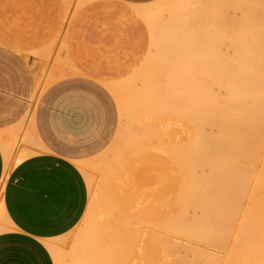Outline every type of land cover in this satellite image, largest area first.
<instances>
[{
  "label": "bare ground",
  "instance_id": "6f19581e",
  "mask_svg": "<svg viewBox=\"0 0 264 264\" xmlns=\"http://www.w3.org/2000/svg\"><path fill=\"white\" fill-rule=\"evenodd\" d=\"M66 1L67 0H63L64 3ZM71 1H73V0H71ZM90 1H99V0H89L87 2L84 0L83 3L84 2L88 3ZM104 1H107V4L113 3V0H104ZM168 1H170V0L158 1V3H164L166 5V7L164 8V10L162 12H161L162 9L160 10V14H162V15L165 14V15H163L165 17H166L167 13L170 14V12H168V6L170 3L176 2V4H174L175 6L173 5V7H176V8H178V7L181 8V5L184 4V7H185L184 9L186 10V11L184 10L185 13L183 11H181V10H183L182 8L181 9L178 8L184 14L181 13L177 9V11H179L181 13V15H184V21L182 20L183 16H181L179 18L180 15H177L178 12H176V10H172L173 7H170L172 5L171 4L169 6V9L172 8V9H170L172 16H174L175 19L178 18V20L179 19L180 20L179 21L176 20V22H174L175 19L172 17L173 22L177 23V24H173L172 18L171 19L169 18V16L171 15L170 14L168 16V18H165L167 20L170 19L169 20L170 22L168 21L169 23L166 21V24L168 23L169 25L163 26L164 23L161 21L162 22V24H161V22H160V24L163 26L162 28L160 27L161 31L158 28L159 27V21H158L159 19L157 20L158 22H156V18H158L157 16L160 15V14L156 15L157 12H155L158 8H154L155 10L153 11L152 8L154 6L152 7L151 5L150 6L149 5H147V6H137V5L131 6L129 4L130 6L127 10L132 11V13L133 12L137 13L141 17L151 18L150 16H152V13H154V15H156V16H154L155 18H152V20L150 21L151 25L150 24L147 25V29H148V26L150 28L148 30L149 31L148 33L150 35L149 36L150 37L149 38L150 47L148 48V52L146 54V57L144 58L145 61L143 60V63H141L137 68H135L134 71L130 74V76H128L127 78H125L123 80L120 79V81L105 82L104 83L108 87V89L112 92L113 96L115 97V99L119 105L120 123H119L116 135H115L112 143L107 147V149L104 152H102L101 154H99L98 156H96L94 158H91V159H88L85 161L74 162L86 180V183H87V186L89 189V193H90V195H88V196H90V199H89V203H88L86 213H85L83 218L81 217L82 220H80V223H78V225L73 229V234L70 236V239L67 238L69 236H67L66 238L61 236V237L54 238V239H43V240H41L44 247L49 251V253L53 259L54 264H64L63 263L64 260H62V258H63V256L65 257V255L69 261L67 264H170L172 258H174L176 260V261L174 260V262L172 261L173 264H178L177 263L178 260H179V263L181 262L182 264H194L191 262H196L198 264L199 261H200L199 263H201V264L202 263L203 264H264V255H262L264 253V250H263L264 244L262 242L264 239V237H263L264 236V232H263L264 231V224L263 223H262V231L260 234L262 236L260 237L259 234H257L255 236L256 232L258 231V224L261 223V222H259L258 224H256L260 219V218H258L260 216V215L258 216V214H260V211H262L263 209L261 210V208L258 209V207H256L257 210L253 209L254 211H252V208H251V205L253 204V202H256V204L259 203L258 206L261 203L260 206H263V208H264V191L262 193L260 192V194H255L258 190H260L259 188H261V187L263 188L264 180L261 178L263 180V182H262L263 185L260 184L261 186H259V182H261L262 180L260 179L261 181H259V179H258L259 176H257L258 177L257 181H259V182L256 184H258V185L253 183L256 186L253 185L254 189H252V187H250V186L252 185L253 179L255 178L254 175L251 176V174H250V172L252 170H250L247 167L248 165L245 166L246 163L244 165H242L241 163H240L241 165L239 163H237V162H239V161H237V160H239V158L238 159L236 158L239 155L244 156V152H243V151H245L244 145H246V143L250 142L248 139L251 138L250 137V136H252L251 134H254L252 136V137H254L255 134L258 133V132H256V129H254V128L256 126H258L259 123L255 127L252 126L253 125L252 123L260 122L261 119H264V118H262L263 117L262 116L263 114H262L261 119H259L260 121L256 120L260 116V114L258 116V114H257L258 111L256 109L258 107L261 108L260 106H258L259 104H261V103L264 104V96H262L260 94L258 95V92H257V90L264 91L263 90L264 89V67L262 66L264 64V62L261 60V62H263V64L260 65L259 59H258V57H261V56H258L259 55L258 51L261 50L263 53V56H264V0H182V1H178V2H177V0L176 1L171 0L169 2V4H168ZM232 1L235 3V6L234 5L233 6L237 7V8H235V9L233 8V6L231 5L233 3ZM224 2L225 3L228 2V4H230V6L233 8L232 10H234V11H232L231 14L226 12L227 15L222 16V13L220 11V9H222V7L220 8L219 6L222 4L223 7H224V5L227 7V5H226L227 3L225 4ZM83 3L81 4L80 7H82L84 5ZM126 3H127V1H126ZM67 4L73 5L72 3H67ZM67 4H65V5L68 6ZM76 5L77 6H74V5L73 6L78 8V6L80 5V4H78V1H77ZM162 5L163 4H159L158 6H162ZM176 5H180V6L177 7ZM230 6L228 8H230ZM159 8H161V7H159ZM122 9H124V8H122ZM165 9L167 12L165 11ZM64 11L67 13L66 10H64ZM74 11L75 10L73 8L71 11V16L67 20V23L65 26H68L71 23V20L73 19L74 15L76 13ZM223 11L225 12V10H223ZM226 11H231V10L226 9ZM224 12H223V14H224ZM174 13H175V15H174ZM64 15L66 16L67 14H64ZM64 15H63L62 20H64V18H65ZM124 16H127V15L124 14ZM5 18H6V16H5ZM126 19L127 18H122V20H126ZM181 20H182V24H181ZM40 22H41V20H40ZM101 23L103 24V22H101ZM153 23L156 25V27ZM47 24H49V23H47ZM145 24H146V22H145ZM178 24H180V26ZM157 25H158V27H157ZM60 26L62 27V25H60ZM24 27H26V26H24ZM29 27L32 28L31 26H29ZM60 30H62V29L59 28L58 32H60ZM66 30L67 29H65V31ZM65 31H63V33H65ZM107 31H109V30H107ZM259 31L261 32V39L259 38ZM155 32H156V35L153 34ZM178 32L179 33L181 32L180 34L182 35V37H181V35L179 36V42L183 38L182 39L183 41L181 40L182 41L181 43L176 41V40H178V34H179ZM123 33H126V32L124 31ZM230 33H231V35H230ZM255 33L258 34V38L256 37L257 35ZM63 35H65V34H63ZM55 36L57 38L56 40L58 41L59 36L56 34H55ZM65 37H66V35H65ZM151 37H152V39L154 38V40L150 41ZM254 37H256L257 40H259V41H257L256 38H254ZM41 38L43 39V37H41ZM63 38H64V36H63ZM251 38H253L252 42H251ZM62 39H60V40L64 41L66 43V41H65L66 39H63V40ZM227 39L229 40L228 44L226 43V45H228V46H226L227 48L224 51V50H222L221 42L222 41L227 42ZM56 40H54V42H56ZM51 41L53 42V39H51L49 42H51ZM54 42L52 44L48 43L49 46L52 45L54 47V45H53ZM64 42H61V43L63 44ZM76 42H78V41H76ZM253 42H255L254 46L257 43V47H259V45L261 44L260 45L261 48L258 49L255 46L256 48L253 47L254 49L251 51V49H252L251 44ZM61 43L59 41L60 47H57V48L62 47ZM48 44H45V46L44 45L43 46L46 48V47H48ZM223 45H225V44L223 43L222 46ZM76 46H78V45H76ZM151 46L153 47L152 49H151ZM174 46H178V48H179L177 50V53L176 52L174 53V49H177V47H174ZM244 46H245V48H243ZM41 47H39V49H42ZM50 48L48 49L49 53L52 50ZM62 48L60 49L61 54L64 53V49L66 48L65 50H67L68 47H66V45H65V48L63 49V51H62ZM242 48L245 49V54H246L247 48H248V50L251 48L249 50V52H252L251 56H250V54H247L245 56L244 52H242V50H243ZM36 50H37V48H36ZM48 50L46 49L43 51H46V53H47ZM181 50H182V53H181ZM60 51L58 52L56 50L57 53H60ZM239 51H241V52H239ZM34 52H35V50H34ZM38 52L40 53L41 51L38 50ZM67 52L68 51H66V53H64L63 55L68 54ZM122 52H123V50H122ZM235 52H236V55L243 53V58H244L243 60L244 61L246 59H248V57H251V58H249L251 60L248 59L245 61L247 64H248V62L250 63L249 64L250 67L248 68V70H250V73L247 70H246L247 72H245V70L244 71L240 70V69H242L241 65H244V63H245L243 61L244 62V63L242 62L243 64L239 63L241 65H239V66L236 65V66H238V68L241 67L240 69H235L236 67L234 66L233 69H235L237 71L240 70V71H238L239 76H235L236 74L234 75L235 71H232V69H231V67H233V66H231L229 64L230 62L227 60V58H229V57L232 58L233 56L238 57V56H235ZM42 53H41V56L43 54H44L43 56L48 55L49 59L52 56V53H50L51 55H49V53H47V54H45V53L42 54ZM70 53H72V52H70ZM110 53H111V51H110ZM113 53H115V52H113ZM230 53H234L233 56ZM173 54H175V58H176L177 54L179 55V56L177 55L179 60H177V58H176L177 64L175 63L176 62L174 60L175 58L174 57L171 58ZM111 55H109V56H111ZM225 55L229 56L227 58L224 57V59L227 61V63L229 62L228 63L229 66L226 64V62L222 63L224 60L223 56H225ZM260 55H262V54L260 53ZM56 56L54 55V58H53V56H52V58L53 59H55V58L59 59V56L58 55H56ZM66 56L67 55L60 56V57H66ZM70 57H68V58H70ZM180 57H181V59H180ZM48 58H47V56H45L44 59H48ZM262 58L264 59V57H262ZM62 59H60V60L63 61ZM114 59H117V58H114ZM233 59L238 60V58H233ZM239 59H241V58L239 57ZM68 60L65 61V59H64V62L67 63ZM172 61H175V62H173V65L174 64L176 65V66L174 65L176 69H172L173 68ZM51 62L54 63L55 61L51 60ZM232 62L233 61H231V63ZM236 62L238 64L239 60ZM33 64H35V63H33ZM47 64H48V62L46 63V65ZM122 64H124V63H122ZM41 65H42V67H41L42 69L40 68V70H37V72H36V76H37L36 96H35V100H34V104H33L32 109L30 110V112L28 111L29 112L28 116H25L26 118L21 122L20 125L13 127L10 130H7L6 132H0V147H1V150L4 154V157L6 159L5 172H4L2 181L0 183V216L4 217V219L7 221H10V220L4 211L2 200H3V196H4L3 192H4L5 183L7 181V178L9 176L11 170L16 165H18L19 163L24 161L25 159H28V158H30L34 155L40 154V153H45V151H46V147L42 143V141L40 140V138L37 134L38 132L35 129V120H34L35 116H34V114H35V109H36L38 100L40 99V96L43 93V91L47 88V86L50 83H52L54 80H56L58 78L65 76V74L64 73L62 74L61 72H59V70L57 68H54V69L51 68L49 73L47 74L46 73L47 71L45 72L46 68H44V70H43L44 63H41ZM59 65L63 66V63L61 62V64H60V62H59ZM66 65L68 67V64H66ZM66 65H64V66L66 67ZM56 66H57V63H56ZM45 67H48V65ZM226 67L229 68L232 73ZM259 67H261V70ZM127 68H129V67L127 66ZM60 69H62V67ZM47 70H49V68ZM79 71H81V70H79ZM240 72H241V74H240ZM244 72H245V74H244ZM242 75H243V78L246 77L245 81L242 77H240ZM103 76H104V74H103ZM225 82L228 84V88L231 86V91H233V89H234V88L232 89L233 86L239 85L238 86L239 88L237 86L235 87V88H238V90L240 89L239 90L240 93L239 92L237 93L239 95L241 94V91H243V93H245L244 91L246 89V95H248V97H246V98L250 99V101H251L250 105H249V103H247L249 105V106L247 105V107L249 109L248 110L247 107L245 106V103L247 101L245 98L246 95L245 96L241 95V97L242 98L244 97L245 99H242V101L238 102V103L241 104L242 106L244 104L245 107H243V109H245V110H242L241 106L239 107V111L241 109L242 110L241 113H243L242 118L238 114V113H240L239 111H233L232 110L233 113L237 112L238 119L236 118V121H235V119L232 120V118L237 117V115L234 116V114L232 112H230L231 114H229V111L227 113L230 116L227 113L225 115V111H226V109L227 110L230 109V111H231V109L232 108L234 109L235 107L237 110V106H238L237 101H239L238 100L239 95L238 96L235 95L237 100L234 99V101H231L232 100L231 92L229 95H225L226 97L230 96L229 98L231 100L229 102H233L234 104H232V105L236 104L237 106L232 107L231 104L229 105V103L227 102L228 101V98H227V100L225 101L226 102L225 104L228 105V106L226 105L227 107L231 106L232 108L228 109L226 107L224 113L221 111V114H219L220 109H217V110H219L218 111L219 113L216 110H214L215 106H217V105H219V108H220V104L224 103V100L226 99V97L224 96V94L227 92V88H226L227 85L225 84ZM243 82L246 83L249 87H246V88L243 87V89H242L241 84H243ZM225 85H226V87H225ZM244 86H245V84H244ZM248 88H250L251 92H253L254 94L252 93V95H251L250 93H248V91L250 92V90ZM261 88H263V89H261ZM224 91H225V93H224ZM234 92H235V90H234ZM228 93H229V91H228ZM228 93H226V94H228ZM260 93L263 94L264 92H260ZM233 95H234V93H233ZM214 99L215 100L220 99L221 100V101H219L220 104L217 103V105H216V101H214ZM222 99H224L223 102H222ZM235 100H236V102H235ZM243 101H244V103H243ZM213 102H215V104ZM211 103H213L214 105ZM256 103H257V105H254ZM210 105L214 106V108L210 107ZM252 105H253V107H252ZM262 106H264V105H262ZM209 107H210V109H209ZM211 108H213V109H211ZM252 108H253V110H255V112H252ZM259 108H258V110H260ZM261 109L264 110L263 107ZM205 111H206V113L207 112H213L212 114H214L216 111V113H218V115L224 114V116H227V115L229 117L233 116L231 119L225 117L227 120L229 119L228 122L232 120V122L235 123V122H239L241 119H243L244 122L240 121V122H242L243 125H244V123L246 125V126L244 125L245 128L242 125V129L245 130V131L242 130V132H244V134H245L243 137L250 135V136H248L250 138L245 137L242 139V138L238 137L241 141L239 140L237 142L236 141L237 139H235L234 136L233 137H231L232 135L226 136V134H225L226 137H231V138H227L228 141L225 143H228L229 141L231 143H233V141H234L235 145L236 144L238 145V143H239V145H238L239 148L236 145L237 146V152L238 151L240 152L239 154H237L236 149H234L235 151L232 152L235 145L230 143L231 146H229L230 144L228 143L229 144L228 147L229 148L231 147V149H232V150L231 149H229V150L232 153H235L236 155L230 154V151L227 152L228 148H227L226 144L224 145V143H222L224 146H226L225 147L226 151H224V152L222 151L224 154L222 152H220L221 151V147L219 146L220 144L215 146V147H217V146L220 147V149H218L220 151L215 150L218 153L220 152L218 154V160L220 162H222V161H221V159H219V155L221 158H224L221 156V154L223 156H226V157H229L231 155V158H230L231 161L230 162H232V160H234L233 162L235 164H237V165L234 164L236 166V168L233 165V167H234L233 170H230L231 169L230 167L232 164H230V162H229L230 165L227 166L226 164H228V160H230V159L225 157L227 163L225 162V164H224L226 166L224 168V170H226V171L223 172L224 176H223V173L220 171L219 172L222 175H218V177L219 176L224 177V179L223 178L222 179L226 183L225 184L222 182V184L224 186L222 189H219V190L225 189L224 191L226 192L225 193L222 191L223 193L220 194L222 197L221 199L225 198L226 200H228V199L234 198V200H236L237 199L236 197H238L240 195L239 196V202H238L239 204L237 203L238 205H235L236 202L233 203V201H232L233 204H231V202H230V204H228V206H230V207H231V205H233V207H231L233 209L232 211H231V208H230V210H228L229 207L228 208L225 207L227 211H229V212L234 211L235 212V213L230 212L229 213L230 215L227 214L228 215L227 217L226 216L224 217V214L228 213V212H226V210H223V205L225 206L227 204L226 203L227 201L222 200V201H225L226 204H222L223 203L222 201H220V202H222L221 204L219 202H216L218 200H217V198H215V196H216L217 192L220 193V191L218 190L216 192V190H215L214 194L210 193L211 196H209V192H213L214 190L211 191V188L209 190V188H208L209 185L207 186L206 182H204L203 185L197 184V183L194 184L195 182H197L196 180L198 178H199L198 182H200L201 179L204 178V177L203 178H201V177H202V175L204 176V173H205L204 168H206L205 166L207 164L202 165V163L208 162V165H209V160L212 161L211 157H213L214 153H215V151L211 152V150H214V147H211L212 143L209 142L210 139H206V136H210L211 139H214V136H217V138H218V135L223 134L222 132L225 133V129H226V133H228L227 131L229 129L227 130V126L230 125V124L229 125L226 124L227 120H225V118L221 117L223 120L222 119L220 120V118L216 119L218 123L216 122V120H213L214 122L210 121V124H209L210 127H209V125L206 123L209 122V120H211L212 117H210V113H208L209 115H207L205 113ZM205 114L210 117V119H209V117L205 118V119H207V120H205L207 122H203V120H204L203 117ZM245 115L247 116L246 119L249 118L248 120H246V122L244 120ZM219 120L221 121V125L219 124L220 123ZM224 120L226 121V123ZM24 121H26L27 124ZM202 122L205 123L207 125V127H209L208 130H205L207 127L205 128L206 125H204V127H203ZM233 123H232V125H233ZM223 124H225L226 128L224 126H222ZM247 125H250L251 127H249ZM220 126H222L223 128ZM235 126H236V123L234 124V127ZM220 128H221V131L223 130L222 132H220ZM258 128L259 127H257V130H258ZM233 130H234V128H233ZM258 131H259L258 137L257 138L255 137V138H256V140H259L260 142H259V145H257L258 141H256L255 143H256V146L261 147L259 154H257V155H260L261 151H262L261 153H264L263 152L264 151V124L261 125V128H259ZM234 132L235 133L237 132L236 129ZM237 135H239V134H237ZM211 136H213V137H211ZM223 137H224V134L221 137V139H219V140L224 141L226 139V137L224 140H223ZM232 138H234L233 141H231ZM205 139L208 141H205V143H204L203 140H205ZM252 139H254V138H252ZM252 139H251V141H252ZM245 140H247L248 142H242ZM213 142L215 144V141H213ZM255 143L251 149H253L255 147ZM203 144L204 145L207 144V146L210 145V149L206 148V150H210L209 151L210 153L208 151L203 150V149H205V147H207V146L202 147ZM214 144H212V145L214 146ZM240 144H243V145H240ZM251 144H253V143H251ZM225 148L222 147L223 150ZM242 149H243V151H242ZM247 149H249V148H247ZM257 150H259V149L256 148V152H258ZM47 152H49V151H47ZM246 152H248V155H249V150H246ZM246 152H245L244 157L248 156V155L246 156V154H247ZM203 153H205V154H203ZM250 154H252V151H250ZM232 155H234L235 157L233 158ZM254 155L256 158V153L252 154V156H254ZM208 156H210V157H208ZM215 157L217 158V155L214 156L213 158H215ZM250 157L251 156H248L247 158H250ZM259 157H257L258 163H259V161H261V160H259ZM262 158L264 159V157H262ZM203 159L206 161H204ZM215 159H214L215 163H210L211 165L213 164V167H211L212 168L211 171L214 169V164H216V167H217V160H215ZM243 159H245V158H243ZM251 159H252V157L250 158V161H251ZM256 159H255V161H256ZM223 161H225V159ZM255 161L253 160V162H255ZM241 162H243V161H241ZM244 162H245V160H244ZM249 163H251V162H249ZM261 163H264V162L262 161ZM221 166H223V165H221ZM242 166L244 168L247 167L246 170L244 169L245 170L244 172L247 171L245 173L246 175L244 177L242 176L244 174L241 173L243 171L239 172L241 170ZM100 167L101 168L104 167L103 168L104 171L103 172L101 171L102 173L100 172L102 175L100 177V180L98 179L99 180L98 181L96 170ZM228 167L230 169H228ZM243 167H242V170H243ZM263 167L264 166H262V169H263ZM220 168L217 170L215 168V170L216 171L223 170ZM227 169L229 172L230 171L233 172L232 175H234L237 171V174H235L236 176L231 175L232 176L231 178L233 179V177H235V178L242 180V181H238L236 179L237 181L234 183L235 178L233 180L230 179L229 182L225 181V178H226V180H228L230 178V174H231V172L228 174L229 178H228V175H225L228 172ZM208 170H207V172H209ZM216 171L214 173L210 172L209 175L211 176V174L213 175L215 173H218ZM207 172H206V176L208 175ZM257 172H259V171L257 170ZM100 173H98V175ZM240 173H241V175H239ZM261 173H260V175L262 176ZM249 174H250V176H249ZM237 175H239V177H237ZM210 176L208 178H210ZM240 177L245 179V180L241 179ZM214 179H212V180L214 181ZM216 180H218V178ZM219 180H220V184H221V181H222L221 178H219ZM254 180H256V179H254ZM202 181H204V180H202ZM205 183H206V185H205ZM208 183H210V182H208ZM215 183H218V181L217 182L215 181ZM237 183L242 184V185H244V183H245V187L247 188V190H248V188H251L252 190L248 194L249 190L245 192V187L244 188H243V186L240 187L239 184L236 185ZM195 185H196V187H198V189H196ZM221 185H220V187H221ZM217 186H219V183L217 184ZM262 188H261V191H262ZM191 189H195V190H197V192L198 191L199 192L195 194L194 192H196V191L195 190L192 191ZM216 189H218V188H216ZM189 191H192V192L190 193ZM238 191H240V192L238 193ZM243 191L245 192V195H243V193L241 194V192H243ZM189 195H190V197H189L190 200L188 198ZM195 195H197V196H195ZM207 196L209 197V200H207L208 199ZM242 196H243V198H242ZM247 196L250 197V198L248 197V199L253 198L252 204L251 205L248 204L247 209H249V206H250L251 213L255 214V215H252L250 213V211H248L247 209H246L247 211L244 210L245 207L243 206L244 205L243 203H244V200L247 199ZM252 196H254V197H252ZM194 198H196V199H194ZM201 198L204 199V201L201 200ZM87 201H88V198H87ZM209 201L213 202V204L209 203ZM248 201H251V200H248ZM248 201H246V202H248ZM246 202H245V206L247 205ZM215 203H216V205L217 204L221 205V207L218 208V205H217V207L216 206L214 207ZM206 204L209 206L213 205V209H211L209 206H206ZM204 206H205V209H206V207H209L208 208L209 211L207 209L206 210L203 209ZM234 206L236 208L238 206V208H237L238 210L236 208L234 209ZM254 206H257V205H254ZM239 207H241V208L244 207L243 210H244V212H246V214L242 210H239ZM214 209H217L218 211L222 210L220 213H223L225 211L223 213V216H221V220L219 218L220 213H216V214H218L219 217L216 216L215 217L216 220H214L215 218L213 216V211H214V213L217 211ZM204 211L206 212V215H205L206 221L203 217L200 218V216H198L200 214L202 215V213ZM242 212H243V214H245L244 216H246V218L243 216L244 217L243 219H246L245 221H246V223L248 222L247 223L248 225L245 224V221L243 220L244 225L242 224L243 226H241ZM253 212H255V213H253ZM263 212H264V210H263ZM204 214L205 213H203V216H204ZM216 214H214V215H216ZM231 214H235V216H232ZM250 215H251V217H250ZM252 216H254V217H252ZM228 217L230 219H228ZM247 217H249L248 220L250 218H253L252 220L255 223H253L252 220H249V221L251 222V224H253L252 226L250 225L251 228H254V229H251L250 227L247 228L249 226V223H250L247 220ZM222 218H223V220H222ZM174 219H175V223H176V221H181V220H183L186 223L184 224V222H182L184 225L181 226L182 224L178 225V224H180V222L179 223L177 222L178 224L177 223L175 224ZM199 219H201V220L199 221ZM202 219H204V221H202ZM231 219H232V221H231ZM229 220H230V223H229ZM254 220H256V221H254ZM0 221L2 222V220H0ZM217 221H219V223ZM220 221H223V223L225 222L224 225L227 226V227L226 226L223 227V229L225 230V231H223V232H225L224 235L223 234L220 235V237L224 236L225 238L227 236H229L226 238V240L224 239L225 242L222 238L218 239L216 237H214V238L211 237L214 235L215 236L217 235L219 237L218 229L216 232L215 228H216L217 224L221 225ZM262 221H264V220H262ZM171 222L174 224H172ZM4 223H5V221H4ZM6 223H5V225L9 224V223H7V224ZM11 224L12 223L10 221L9 225H11ZM229 224L233 225V226H230ZM235 224H237V225L240 224L239 225V226H241L240 229L236 226V228L238 230L237 234H239L241 232V234H239L238 236L241 235L244 237L243 238L240 236L245 241L244 242L245 244L243 242H242V244L237 243L238 245L231 247L230 241H228L227 239L231 240V238L233 237V234H232L233 232L229 233V234H228V232L231 231V228L234 227ZM254 224L257 225V228L254 227ZM210 225H211V227H210ZM246 225H247V227L245 229L242 228V227H245ZM213 226H215V228ZM12 227L13 226H11L10 228H12ZM209 227L212 228V230L213 229L215 230V231L213 230L214 233L212 232V230H210ZM225 227L228 229L230 228L229 229L230 231H228V229H226ZM4 228L5 227H3V230L6 229V228L5 229ZM217 228H219V227H217ZM220 229H221V227H220ZM249 229H251L255 232L254 235H253V231L251 232V231H249ZM3 230H1V231H3ZM6 230L8 231V228ZM171 230L172 231L175 230L177 232L174 231V233H173ZM226 230H227V234H226ZM243 230L246 232L247 235L244 234L245 232ZM9 231H11V229ZM219 232H222V231L219 230ZM215 233H217V234H215ZM242 233L244 235H242ZM250 233H251V235H250ZM250 236L251 237L253 236V237L250 238ZM258 236H259V239H261L262 241H261V243L258 242V244L256 246L255 243L257 242V240H253V239H257ZM235 238H237V236H235ZM241 238L239 240H242ZM212 239H214L213 240L214 242L216 240L217 244H216V242L214 243L213 241H211ZM217 239H218V241H217ZM247 240H248V242H247ZM207 241H210V242H207ZM219 241H220V243H219ZM226 241H228V242L226 243ZM252 241L254 242L253 244L251 243ZM211 242L213 244H211ZM239 242H241V241H239ZM225 243H226V245H225ZM250 243H251V245H250ZM248 244L250 246L249 247L250 249L248 248ZM259 244H261L263 247H261V245H259ZM213 245H215V247H213ZM218 245L222 248H220V247L217 248L216 246H218ZM224 245H225V247H223ZM246 245H247V248L245 249ZM258 245L260 247L259 249H258ZM66 248H67V250H66ZM251 248H254L255 251L252 250ZM255 248L258 250H256ZM261 250H262V253L260 254ZM173 251L175 252L174 255L177 253L174 257H172ZM190 251H191V253H190ZM187 252H189V254H187ZM200 252H202V253H200Z\"/></svg>",
  "mask_w": 264,
  "mask_h": 264
},
{
  "label": "crops",
  "instance_id": "0c3cea01",
  "mask_svg": "<svg viewBox=\"0 0 264 264\" xmlns=\"http://www.w3.org/2000/svg\"><path fill=\"white\" fill-rule=\"evenodd\" d=\"M67 1L74 6L78 1L80 5L77 8L63 0H0V132L20 125L28 116L36 96V72L41 63H49L47 74L51 68L65 74L47 86L35 109V129L46 147L45 153L16 165L5 183L2 203L14 229L0 234V264H54L41 240L64 236L84 217L90 193L74 162L104 152L120 123L119 105L104 83L127 78L143 62L150 47L149 17L127 9L130 5H151L154 11L160 0H113L111 4L104 0ZM73 8L76 13L65 26ZM60 36H64L66 43ZM51 39L56 40L54 47ZM59 41L64 42L62 51L65 45L68 47L64 49V53L68 51L66 57H60L65 55L57 48ZM45 44L53 50L50 52L53 58L58 55L59 59L52 56L49 59L48 55L44 59L43 53H49ZM46 49L47 53L43 51ZM64 59L70 61L66 63ZM5 164L0 147V183ZM37 244L39 252L34 250Z\"/></svg>",
  "mask_w": 264,
  "mask_h": 264
},
{
  "label": "rangeland",
  "instance_id": "374dc122",
  "mask_svg": "<svg viewBox=\"0 0 264 264\" xmlns=\"http://www.w3.org/2000/svg\"><path fill=\"white\" fill-rule=\"evenodd\" d=\"M170 1H171V0H170ZM170 1H168V4H169ZM175 1H176V0H175ZM178 1H182V0H177V2H178ZM173 2H174V1H173ZM222 2H223V1H222ZM232 2H233V1H232ZM224 3H225V2H224ZM226 3H227V4H226ZM226 3H225V4L227 5V7L223 4L225 8L222 6V4L219 6L220 8L222 7V9L219 8L220 11H221V13H222V16L227 15L226 12H228L229 14H231L232 11H234V10H232V9H233V8H234V9L237 8V7H234V6H235V3H234V2L231 4L232 6L234 5L233 8L230 6V4H228V2H226ZM229 3H230V2H229ZM159 4H163V5H162V6H158ZM166 4H167V3H166ZM171 4H172V5H171ZM174 4H176V2H175V3H170L169 6L171 5L170 7H173ZM158 5H157L158 7H156V8H158V9L155 11V12H157L156 15L160 14V10L162 9V10H161V12H162V11L164 10V8L166 7V5H165L164 3H158ZM169 6H168V12H170V14H171V10H170V9H172V8L169 9ZM174 6H175V5H174ZM176 6L178 7V6H180V5H176ZM182 6H183V7H182ZM229 6H230L231 9L228 8ZM159 7H161V8H159ZM178 8H180V7H178ZM178 8L173 7L172 10H176V12H178L177 15H180L179 18H180L181 16H183V17H182V18H183L182 20L184 21V15H181V13H183L184 10H185V9H184V8H185V7H184V4L181 5V8L183 9V10H181V11H183V12H181ZM181 8H180V9H181ZM177 9H178L181 13H180L179 11H177ZM226 9H227V10H231V11H226ZM223 10H225V12H224ZM165 11H166V9H165ZM185 11H186V10H185ZM158 12H159V13H158ZM166 12H167V11H166ZM223 12H224V14H223ZM163 13H164V12H163ZM179 13H180V14H179ZM184 13H185V12H184ZM184 13H183V14H184ZM221 13H220V14H221ZM167 14H168V15H167ZM167 14H166V17L163 16V15H165V14H163V15L160 14V15L157 16L158 18H156V22L159 21V27H158V25H157V27L159 28L160 31H161V28H162L164 25H165V26H166V25H169V24H168V23L170 22L169 20H170L172 17L174 18V16H172V14H171V15H170L169 13H167ZM156 15H154V13H152V16H153V17L150 16V17H151V18H149V24H150V25H151L150 21L152 20V18H155L154 16H156ZM169 15H170L171 17H170ZM174 15H175V13H174ZM177 15H176V16H177ZM160 16H161V17H160ZM168 16H169L170 19H168V20L165 19V18H168ZM176 16H175V17H176ZM177 17H178V16H177ZM173 18H172V22H173ZM158 19H159V20H158ZM174 19H175V18H174ZM157 20H158V21H157ZM176 20H178V18L175 19L174 22H176ZM179 20H180V19H179ZM179 20H178V21H179ZM182 20H181V24H182ZM161 21L164 23L163 26L161 25V24H162ZM166 21H167V22L169 21V22L166 24ZM153 22H154V21H153ZM160 22H161V24H160ZM174 22H173V24H177V23H174ZM179 23H180V22H179ZM153 24H154V23H153ZM156 24H157V23H156ZM154 25H155V24H154ZM178 25L180 26V24H178ZM179 26H178V27H179ZM150 27H151V26H150ZM155 27H156V25H155ZM160 27H161V28H160ZM155 29H156V28H155ZM157 30H158V29H157ZM153 31H154V30H153ZM155 31H156V30H155ZM151 32H152V31H151ZM158 32H159V31H158ZM178 33H179V32H178ZM180 33H181V32H180ZM180 33L178 34V40H176V41H178V42H179V36L181 35ZM153 34L156 35V32L153 33ZM157 34H158V33H157ZM255 34L257 35L256 37L258 38V34H257V33H255ZM230 35H231V33H230ZM152 37H153V36H152ZM181 37H182V35H181ZM256 37H254V38H256ZM257 38H256V40H257ZM259 38L261 39V32H260V31H259ZM180 39H181V38H180ZM182 39H183V38H182ZM182 39H181V40H182ZM252 39H253V38H251V42L253 41ZM151 40H154V38L151 39ZM181 40H180L179 43H181V42L183 41V40H182V41H181ZM254 40H255V39H254ZM256 40H255V41H256ZM224 41H225V40H224ZM228 41H229L228 39H227V42H226V41H225V42H223V41L221 42V41H220V42H221L222 50H224V51L226 50V48H227L226 46H228V45H226V43L228 44ZM257 41H259V40H257ZM223 43L225 44V45H223L224 47L222 46ZM254 43H255V42H253L252 44L250 43V44H251V47H252V49L250 48L251 51L254 49L253 47H255V46L257 47V43H256L255 46H254ZM182 45H183V44H182ZM248 45H249V44H248ZM260 45H261V44H260ZM260 45H259V47H257L258 49L261 48ZM178 46H179V45H178ZM178 46H174V47H177V49H174V53H175V52L177 53V50L179 49ZM180 46H181V45H180ZM181 47H182V46H181ZM256 47H255V48H256ZM152 48H153V47L151 46V49H152ZM223 48H224V49H223ZM243 48H245V46H244ZM243 48H242V49H243ZM180 49H181V48H180ZM250 49H249V50H250ZM243 50H244V51H243ZM243 50H242V52H244V54H245V49H243ZM249 50H248V48H247L245 56H246L247 54H250V56H251V53H252V52H249ZM260 51H261V50H260ZM260 51H258V52H259V53H258L259 55H258V54H257V55H258V56H261V57H258V59H259V63H260V65H262L263 62H264V59H263L262 57H264V56H263L262 51H261V52H260ZM239 52H241V51H239ZM239 52H238V53H239ZM181 53H182V50H181ZM260 53H261L262 55H260ZM230 54H232V56H233L234 53H230ZM230 54H229V55H230ZM177 55H178V54H177ZM177 55H176V58H177V60H179V58L177 57ZM181 55H182V54H181ZM241 55H242V56H241ZM178 56H179V55H178ZM235 56H238V57H234V56H233V57L231 58V57L226 56V55L223 56V59H224V57H226V58L229 57V58H227V60L230 62V63H229V62H228V63H229L231 66H233V67H231V69H232V71H235V72H234V75L236 74L235 76H239V72H238V71H240V70H241V71H244V70H245V72L249 71V73H250V70H248V68L250 67V65H249L250 63L247 61V62H248V64H247L245 61L248 60V59L251 58V57H248V59H246V60L244 61V60H243V59H244V58H243V53H242V54L240 53V54L236 55V52H235ZM245 56H244V57H245ZM248 56H249V55H248ZM173 57L175 58V54H173L171 58H173ZM239 57H240L242 60L239 59ZM176 58L174 59L175 61H176ZM230 58H231V59H230ZM233 58H238V60H239L238 64H237V62H236V61H238V60H237V59H233ZM180 59H181V57H180ZM240 60H241V61H240ZM249 60H251V59H249ZM261 60H262L263 62H261ZM144 61H145V60H144ZM175 61H172V65H173V62H175ZM231 61H233V62L231 63ZM243 61H244L245 63H244ZM179 62H180V61H179ZM225 62H226V64L228 65L227 61L224 59L222 63H225ZM234 62H235V63H234ZM242 62L244 63V65H241V64H243ZM46 63H47V62H44V67L47 66V65H49V63H48L47 65H46ZM142 63H143V62H142ZM175 63L177 64V61H176ZM239 63H241V64H239ZM259 63H258V64H259ZM234 64H235V65H234ZM245 64H246V65H245ZM174 65H175V64H174ZM174 65H173V68H172V69H176V68H175L176 65H175V66H174ZM236 65H238V66L241 65L242 69H240L241 67L238 68V66H236ZM260 65H259V66H260ZM225 66H226V65H225ZM225 66H224V67H225ZM228 66H229V65H228ZM228 66H227V67H228ZM234 66L236 67L235 69H240V70L237 71V70L233 69ZM244 66H245V67H244ZM262 66L264 67V64H263ZM262 66H261V67H262ZM227 67H226V68H227ZM261 67H259L260 70H261ZM45 68H47V67H45ZM243 68H244V69H243ZM246 68H247V69H246ZM259 68H258V69H259ZM227 69H229V68H227ZM246 70H247V71H246ZM229 71H230V69H229ZM230 72H231V71H230ZM236 72H237V73H236ZM245 72H244V74H245ZM231 73H232V72H231ZM242 73H243V72H242ZM237 74H238V75H237ZM240 74H241V72H240ZM246 74H247V73H246ZM129 76H130V75H129ZM240 77L243 78V75L240 76ZM245 78H246V77H245ZM245 78H243L244 81L246 80ZM225 84L227 85V87H226V85H225V87L227 88V92H226V93H228V91H229V93L226 94L225 91H224V93H225L224 96H225V95H229L230 92H231L232 100L229 98L230 96H229V97H228V96H227V97L225 96L226 99H225V100L222 99V102H223V100H224V103L221 102L222 104H220V103H219V101H221L220 99H219V100H218V99H216V100L214 99V101H216V105H217V103L220 104V108H219V105L215 106L216 109L214 108V106H211V105H210V107H213L214 110H216L217 112L219 111V110H217V109H220V111H219L220 113L218 112L219 114H221V111L224 113L226 107L228 106L227 104H225V103H226L225 101H226L227 98H228V101H227V102L229 103V105L231 104L232 107H233V106L235 107V106H237V105H238V106H237V110H236V107L234 108L235 110H234L231 106H230V107H227L228 109H229V108H232V109H231V111H230V109H229V110L226 109V111H225V115H226V113H227L228 111H229V114H231L230 112L233 113V111H239V107H240V106H241V109H242V110H245V109H243V107H245V106L247 107V105H248L247 103H249V105L251 104L250 99H247V98H246V97H248V95H246V89H245V91H244L245 93H243V91H241V94L239 95V94H237V93L239 92V90H240V89L238 90V88H239L238 86H239V85H238V86H237V85L233 86L232 89H233V88H234V89H233V91H231V86L229 87V88H230V89H229V88H228V84H227L226 82H225ZM244 84H245V86H244ZM242 85H243V86H242ZM236 86H237L238 88H235ZM241 87H242V89H243V87L246 88V87H249V86H248L246 83L243 82V84H241ZM241 87H240V88H241ZM236 89H237V90H236ZM242 89H241V90H242ZM248 89L250 90V88H248ZM261 89H263V88H261ZM223 90H224V89H223ZM225 90H226V89H225ZM234 90H235L236 93L234 92ZM263 90H264V89H263ZM232 92L234 93V95H233ZM257 92H258V95L260 94V95L264 96V93H263V94L260 93V92H264V91L257 90ZM239 93H240V92H239ZM242 93H243V94H242ZM248 93H250V94L252 95L253 92H251V90H250V92L248 91ZM253 94H254V93H253ZM235 95H236V96L239 95V96H238V100H239V101H237V103H238V102H241L242 99H245V98H246V100H247L248 102L246 101L245 106H244V104H243L244 101H243V103H242L243 106H242L241 104H239V103H238L237 105H236V104H235V105H232V104H234V103H233V102H229L230 100H231V101H234V99H236V96H235ZM241 95H243V96L246 95V96H245V98H244V97L242 98ZM234 96H235V97H234ZM233 97H234V98H233ZM239 97H240V98H239ZM250 97H251V96H250ZM250 97H249V98H250ZM236 100H237V99H236ZM236 100H235V102H236ZM251 100H252V99H251ZM254 102H255V101H254ZM213 103L215 104V102H213ZM213 103H211V104H213ZM214 104H213V105H214ZM224 104H225V105H224ZM221 105H222V106H221ZM223 105H224V106H223ZM226 105H227V106H226ZM249 105H248V106H249ZM254 105H257V103L254 104ZM262 105H264V104L261 103V104H259L258 106H260L261 108L263 107V109H264V106H262ZM210 107H209V109H210ZM217 107H218V108H217ZM221 107H222V108H221ZM223 107H224V108H223ZM252 107H253V105H252ZM213 108H211V109H213ZM249 108H250V107H249ZM254 108H255V107H254ZM258 108H259V107H258ZM258 108H257L256 110L258 111V113H257L258 116H259V114H260V116H259L258 119H256L257 121H258L259 119H261V115H262V114H263V115H262V116H263L262 118H264V113H263L264 110H262L261 108H259L260 110H258ZM221 109H222V110H221ZM241 109H240V111H239L240 113H238V114H239V115L241 116V118H242L243 113H241V112H242ZM247 109H248V107H247ZM247 109H246V110H247ZM232 110H233V111H232ZM248 110H249V109H248ZM212 111H213V110H212ZM216 111H215L214 114H212L213 112H207V113H206V111H205V113H206L207 115H209L208 113H210V117H212V118H211V120H209V122L205 121V120H207V119H205V118H208V117H209V116H207V115L205 114L204 117H203V119H204L203 122H207L206 124L209 125V124H210V121L216 120V119H218V118H220V120H221L222 118H225V117L230 118V119L233 117V116L229 117L230 115H229L228 113H227V114H228L229 116H228V115H227V116H224V114H222L223 116H222V115H218V113H216ZM261 111H262V112H261ZM243 112H244V111H243ZM252 112H255V110H253V108H252ZM235 113H236V114H235ZM235 113H233L234 116L237 115V112H235ZM211 114H212L213 116H212ZM233 114H232V115H233ZM217 115H218V116H217ZM206 116H207V117H206ZM219 116H220V117H219ZM210 117H209V119H210ZM213 117H214V118H213ZM221 117H222V118H221ZM246 117H247V116L245 115V118H244L245 122H246V120L249 119V118L246 119ZM236 118L238 119V115H237V117L232 118V120L235 119V121H236ZM239 118H240V117H239ZM241 118H240V119H241ZM220 120H219V122H220L219 124L221 125V121H220ZM222 120H223V119H222ZM225 120H227V119L225 118ZM225 120H224V121H225ZM228 120H229V119H228ZM228 120H227V123H226V121H225L226 124H228V125L230 124L229 126H227V130H228V129H229V130L231 129V130H230V131L228 130V131H227L228 133H226V129H225V133H224V132H222L223 130L221 131V128H220V132H222V133L224 134L223 140L225 139L226 136H229V135H232L231 137L234 136V138L237 139V140H236L237 142L240 140L239 138H242V139H243V138H245V137H246V138H250V137H251V138L248 139V140H249L251 143H253V144H251V143L248 142L247 140L242 141V142H248V143H246V145H244L245 147L247 146L246 148L244 147L245 151H243V149H242V151L244 152V156H245V152H246V150H249V155H248V152H246V153H247L246 156H247V155H248V156H251V157H252L251 161H250V158H251V157H250V158H247L248 156H247V157H244L243 155H242L243 157H242L241 155H239L238 157H236L237 159L239 158V160H237L236 158H235V159H236L237 161H239V162H237V163H239V164L241 163L242 165H244V164L246 163L245 166L248 165L247 167H248L250 170H252L251 172H250V171H249V172H250L251 176H252V175L255 176L254 179H256V180L253 179L252 185H251L250 187H252V189H254V186H253V185H255L256 183H258V182L261 181L262 179L264 180V175H263V174H264V167H263V169H262V166H264V163H261L262 161L264 162V159L262 158V157H264V153H261V152H262V151H261V152H260V155H257V154H259V151L261 150V149H260L261 147H260V146H256V143H255L256 141H258V144H257V145H259V142H260V141H259V140H256V138L258 137V134H259V131H258L259 128H261V125L264 124V122H263L264 119H261V121H262L263 123H262L260 120H259L260 122L252 123V124H253V125H252L253 127H255L256 125H258V123H259V125L256 126V127L254 128V129H256V132H258L257 134H255L254 137H252L254 134H251L252 136L247 135V136L243 137V136L245 135L244 132H242V130H244V129H242V125H243L242 122H244L243 119L240 120V121H242V122H240L239 120H238L239 122H235V123H236V126H235V127H234V124H235V123H233L232 120L228 122ZM203 122H202V125H203V127H204V125H206V124L203 123ZM213 122H214V121H213ZM213 122H212V123H213ZM216 122H217V120H216ZM222 122H223V121H222ZM230 122H231V123H230ZM217 123H218V122H217ZM217 123H216V124H217ZM232 123H233V125H232ZM238 123H239V124H238ZM231 125H232V126H231ZM238 125H239L240 127H239ZM244 125H245V123H244ZM244 125H243V127H244ZM222 126L225 127V124H223ZM222 126H220V127H222ZM245 126H246V125H245ZM247 126L251 127L250 125H247ZM203 127H202V128H203ZM206 127H207V125L205 126V128H206ZM209 127H210V125H209ZM209 127H207L205 130H208ZM257 127H259L258 130H257ZM222 128H223V127H222ZM225 128H226V127H225ZM233 128H234V130H233ZM244 128H245V127H244ZM235 129H236V131H237L236 133L234 132ZM232 131H233L234 133H233ZM244 131H245V130H244ZM219 134H220V133H219ZM223 134H222V135H218V138H217V136H214V139H211L210 136H206V139H210V141H209L210 143L214 144L213 141H215L214 146L211 144V147H214V150H211V152H212V151L214 152L215 150L220 151V150H218V149H220V147H221V151H220V152H222V151H223V152L226 151V148H225L226 146H224L225 144L227 145V148H228L227 152L230 151L229 149H231V147L229 148L228 145H229L231 142L229 141V142H228L229 144H228V143H225V142L228 141L227 138H231V137H226V139H225L224 141H220L219 139H221V137L223 136ZM225 134H226V136H225ZM235 134H236V135H235ZM237 134H239V135H237ZM256 135H257V136H256ZM220 136H221V137H220ZM235 136H236L237 138H236ZM248 136H250V137H248ZM208 137H209V138H208ZM211 137H213V136H211ZM238 137H239V138H238ZM255 137H256V138H255ZM234 138H232L231 141H233ZM252 138H254V139H252ZM206 139L203 140L204 143H205V141H208V140H206ZM216 139H217V140H216ZM251 139H252V141H251ZM218 140H219V141H218ZM254 140H255V141H254ZM217 141H218V142H217ZM240 141H241V140H240ZM219 142H220V143H219ZM237 142H236V143H237ZM210 143H209V144H210ZM216 143H217V144H216ZM222 143H224V145H223ZM254 143H255V147H256L257 149H259V150H257L258 152H256V148H255V147H254L253 149H251V148L253 147ZM218 144H220V145H219L220 147H218V146L215 147V146L218 145ZM221 144H222V145H221ZM231 144H234V145H235V142L233 141V143H231ZM231 144H230L229 146H231ZM244 144H245V143H244ZM250 144H251V145H250ZM236 145H237V144H236ZM236 145H235V147L233 148V150L231 149L232 152L235 151L234 149H236V152H237V146L239 145V143H238L237 146H236ZM240 145H243V144H240ZM249 145H250V146H249ZM205 146H207V144H206V145L203 144L202 147H205ZM222 147H224L225 149L223 150ZM232 147H233V146H232ZM240 147H241V146H240ZM242 147H243V146H242ZM206 148H209V149H210V145L207 146V147H205V149H203L204 151H208V152H209L210 150H206ZM238 148H239V146H238ZM247 148H249V149H247ZM217 151H215V153H214V156L217 155V158L215 157V158H216V159H215V158H213V157H214V156H213V157H211V159H212L213 162L209 160V165H210V166L208 165V162H207V163H202V165H203V164H204V165H205V164L208 165V166H207V165L205 166L207 169L204 168V169H205V173H204V176L202 175V177H201V178H203V177H204V178H203V179L200 178L201 181L198 182V181H199V178L197 177V178H198V179L196 180L197 182L194 183V184L197 183V184H201V185H203V183L206 182V183H207V186H208V185L210 186V187L208 186L209 190H210V188H211V191L214 190L213 192H209V191H208V192H209V196H211V194H214L215 190H216V192H217L219 189H222V188H223L224 185L222 184V182L225 183V182L223 181L224 177H220V176L218 177V175H222V174H220V172L223 173V172L226 171V170H224V168L226 167V166L224 165L225 162H226V158H229V159L231 158V155H230L229 157H226V156H223V155L221 154V156L224 157V158H221L220 155H219V159H221V161H222V162H220V161L218 160V154H219L220 152L218 153ZM240 151H241V150H240ZM250 151H252V154H253V153H256V158L259 157V156L261 157V158L259 157V160H261V161H259L260 164L258 163V158L256 159V158H255V155L252 156V154H250ZM216 152H217V153H216ZM223 152H222V153H223ZM232 152L230 151V154H234V155H236L235 153H232ZM263 152H264V151H263ZM209 153H210V152H209ZM239 153H240V152L238 151L237 154H239ZM203 154H205V153H203ZM215 154H216V155H215ZM223 154H224V153H223ZM227 154H228V153H227ZM208 155H209V154H208ZM211 155H212V154H211ZM234 155H232L233 158L235 157ZM240 156H241V157H240ZM208 157H210V156H208ZM225 157H226V158H225ZM243 158H245V159H243ZM253 158H254V159H253ZM204 159H205V158H204ZM204 159H203V160H204ZM209 159H210V158H209ZM214 159L217 160V167H216V164H214V169H213L214 171H213V170L211 171V169H212L211 167H213V164L211 165L210 163H215ZM222 159H223V160L225 159V161H223ZM247 159H248V160H247ZM255 159H256V161H255ZM227 160H228V159H227ZM236 160H235V161H236ZM244 160H245V162H244ZM253 160H254L255 162H253ZM204 161H206V160H204ZM218 161H219V162H218ZM230 161H231V159L228 160V164H226V165L228 166V165L232 164L231 167H230L231 169H230L229 167H228V169L233 170L234 167L236 168L235 165H237V164H235V163L233 162L234 160H232V162H230ZM241 161H243V162H241ZM246 161H247V162H246ZM229 162H230V164H229ZM249 162H251V163H249ZM226 163H227V162H226ZM254 163H255V164H254ZM234 164H235V165H234ZM239 164H238V165H239ZM241 164H240V165H241ZM221 165H223V166H221ZM233 165H234V167H233ZM251 165H252V166L254 165L253 167H254V168L256 167V168L254 169ZM108 167H109V166H108ZM220 167H221V168H220ZM242 167H243V166H242ZM242 167H241V170H240L239 172L243 171V172H241V173L244 174V175H242V176L244 177V176L246 175L245 173L247 172V171H246V172H244V171L246 170L247 167H245V168L243 167V170H242ZM251 167H252L254 170H253ZM103 168H104V167H103ZM103 168L100 167V168H98V169L96 170V171H97V172H96V173H97V177H98L97 180H98V179L100 180V177H101V175H102L101 173L104 171ZM215 168H216V170L219 169V168H220V169H223V170H218V171H216ZM237 168H238V167H237ZM239 168H240V167H239ZM260 168H261V169H260ZM99 169H100V170H99ZM106 169H107V168H106ZM208 169H209V170H208ZM228 169H227V171H228ZM244 169H245V170H244ZM207 170H208L209 172H207ZM236 170H237V169H236ZM236 170H235V171H236ZM257 170H258L259 172H257ZM260 170H261V171H260ZM101 171H102V172H101ZM215 171L218 172V173H215V174H213V175L211 174V176L209 175L210 172L214 173ZM219 171H220V172H219ZM100 172H101V173H100ZM206 172H207V174H208L207 176H206ZM230 172H231V174H230V178H229V175H228V174H229ZM230 172L228 171L227 174H225V175H228V178H229L228 180H226V178H225V181H228V182H229V180L232 179L231 177H232V176H236L235 174H237V171H236V173H235L234 175H232V173H233L232 171H230ZM239 172H238V173H239ZM261 172H262V173H261ZM98 173H100V174H99L100 176L98 175ZM241 173H240L239 175H241ZM260 173L262 174V176L260 175ZM250 174H249V176H250ZM256 174H257V175H256ZM231 175H232V176H231ZM239 175H237V177H239ZM247 175H248V174H247ZM209 176H210V178H208ZM216 176H217V177H216ZM223 176H224V173H223ZM257 176H259V178H258ZM206 177H207V178H206ZM225 177H226V176H225ZM246 177H247V176H246ZM205 178H206V179H205ZM214 178H215V179H214ZM217 178H218V180H216ZM219 178H221V180H222V181H221V184H222V185L220 184V180H219ZM222 178H223V179H222ZM234 178H235V177H233V179H234ZM240 178H241V177H240ZM257 178L259 179V181H257V180H258ZM261 178H262V179H261ZM212 179H214V181H213ZM233 179H232V180H233ZM236 179H237V178H235L234 183H235L237 180H238V181H242V180H239V179L236 180ZM241 179H243V178H241ZM260 179H261V180H260ZM97 180H96V181H97ZM99 180H98V181H99ZM202 180H204V181H202ZM208 180H209V181H208ZM210 180H211V181H210ZM243 180H245V179H243ZM263 180H262L261 182H259V186H261L260 184H262ZM98 181H97V182H98ZM215 181H216V182L218 181L219 186H217L218 183H215ZM208 182H210L211 184L208 183ZM213 182H214V183H213ZM243 182H244V181H243ZM243 182H242V183H243ZM206 183H205V185H206ZM253 183H255V184H253ZM263 183H264V182H263ZM225 184H226V183H225ZM238 184H239V183H237L236 185H238ZM215 185H216V186H215ZM220 185H221V187H220ZM256 185H258V184H256ZM256 185H255V186H256ZM262 185H263V184H262ZM197 186H198V185H197ZM239 186H240V187L243 186V188H244V187H245V183H244V185L239 184ZM195 187H196V185H195ZM219 187H220V188H219ZM214 188H215V189H214ZM216 188H218V189H216ZM255 188H256V187H255ZM261 188H262V187H261ZM261 188H259L260 190H258V191L256 190L257 192H256L255 194H260V192L262 193V192L264 191V186H263V188H262V191H261ZM196 189H198V187H196ZM252 189H251V188H248V190H249L248 194L250 193V191H251ZM257 189H258V188H257ZM191 190L194 191L195 189H191ZM199 190H200V189H199ZM207 190H208V189H207ZM224 190H225V189H224ZM224 190H219L220 193L217 192L218 195L216 194L215 198H217L218 201H216V202H219L220 204H221L222 202H223L222 204H226V203H227L225 206L223 205V210H226L225 207H227V208L229 207L228 210H230V208L233 207V205H231V207H230V206H228V204H230V202H231V204H233V203L236 202L235 205H238V204H239L238 202H239V196H240V195H239L238 197H236L238 200H237V199L234 200V198H231V199H228V200H226L225 198H224V199H221L222 197H221L220 194L223 193V192H225ZM240 190H241V189H240ZM243 190H244V189H243ZM248 190H247V188L245 187V192L248 191ZM192 191H189V192L191 193ZM195 191H196V192H194L195 194L199 192V191L197 192V190H195ZM222 191H223V192H222ZM239 192H240V191H238V193H239ZM245 192L243 191V192H241V194L243 193V195H245ZM252 192H253V191H252ZM252 192H251V193H252ZM254 192H255V191H254ZM210 193H211V194H210ZM225 193H226V192H225ZM235 193H236V192H235ZM255 194H254V195H255ZM197 195H198V194H197ZM197 195H195V196H197ZM235 195H236V194H235ZM235 195H234V196H235ZM218 196H219V197H218ZM236 196H237V195H236ZM250 196H251V195H250ZM189 197H190V195L188 196V198H189ZM202 197H203V196H202ZM204 197H205V196H204ZM207 197H208V196H207ZM212 197H213V196H212ZM248 197H249V196H247V199L244 200V203H243V204H244L243 206L245 207V208H244V207H243V208H244L245 211L248 210V211H250V213H251V208H252V211H254L253 209H256V210H257L256 207H258V209L261 208V210H262V209L264 210L263 206H260L261 203H260V205L258 206L259 203L256 204V202H253V198H252V199H248ZM252 197H254V196H252ZM240 198H241V197H240ZM242 198H243V196H242ZM249 198H250V197H249ZM194 199H196V198H194ZM211 199H212V198H211ZM211 199H210V200H211ZM232 199H233V200H232ZM189 200H190V198H189ZM191 200H192V199H191ZM201 200L204 201V199H202V198H201ZM207 200H209V197H208ZM207 200H206V201H207ZM222 200H225V201H227V202L225 203V201H222ZM248 200H251V201H248ZM254 200H255V199H254ZM214 201H215V200H214ZM220 201H222V202H220ZM232 201H233V203H232ZM246 201H248V202H246ZM228 202H229V203H228ZM245 202H246V204H247L246 206H245ZM252 202H253V204H252ZM207 203H208V202H207ZM209 203H212V204H213V202H210V201H209ZM237 203H238V204H237ZM254 203H255V204H254ZM248 204H250V205L252 204V205H251V208H250V206H249V209H247ZM217 205H218V204H217ZM217 205H216V203H215L214 207H215V206L217 207ZM254 205H257V206H254ZM206 206H209V205L206 204ZM209 207H210L211 209H213V205H212V206H209ZM209 207H206V209H207L208 211H209V209H208ZM219 207H221V205H218V208H219ZM253 207H254V208H253ZM235 208H236V207L234 206V209H235ZM237 208H238V206H237ZM237 208H236V209H237ZM240 208H241V207H239V210H242V211L244 212L243 208H241V209H240ZM203 209H205V206H204ZM206 209H205V210H206ZM221 209H222V208H221ZM246 209H247V210H246ZM214 210H217V209H214ZM232 210H233V209L231 208V211H232ZM237 210H238V209H237ZM263 210H262V211L259 210V211H260V214H258V216H259V215H260V216H259L258 218H260V219H259V221H258L256 224H258L259 222H261V223L258 224V231L256 232L255 236H256L257 234H259L260 237L262 236V235H260V234H261V231H262V223L264 224V221H262V220H264V219H263V218H264V216H263V215H264ZM202 211H203V210H202ZM211 211H212V210H211ZM217 211H218V210H217ZM217 211H216L215 213H214V211H213V216H214V218H215L216 216L219 217L218 214H216V213H220L222 210H221V211H218V212H217ZM231 211H230V212H231ZM235 211H236V210H235ZM259 211H258V212H259ZM224 212H225V211H224ZM224 212H223V213H224ZM226 212H228V213H225L226 215L224 214V217H225V216L227 217V216H228L227 214L230 213V212L227 211V210H226ZM243 212H242V217H241V220H242V222H241V226L244 225V224H243V220H244V221L246 220V219H243L244 217L246 218V216H244V215L246 214V212H244L245 214H243ZM203 213H205L204 216H203ZM203 213H202V215L200 214V215H198V216H200V218L203 217V218L205 219V221H206V218H205L206 212L204 211ZM223 213H220V217H219L220 220H221V216H223ZM231 213H235V212L233 211V212H231ZM250 213H249V214H250ZM253 213H255V212H253ZM261 213H262V214H261ZM214 214H216V215H214ZM221 214H222V215H221ZM251 214H252V213H251ZM256 214H257V213H256ZM229 215H230V214H229ZM231 215H232V216H235V214H231ZM252 215H255V214H252ZM211 216H212V215H211ZM213 216H212V217H213ZM232 216H231V217H232ZM243 216H244V217H243ZM212 217H211V218H212ZM224 217H223V218H224ZM229 217H230V216H229ZM229 217H228V219H230ZM250 217H251V215H250ZM252 217H254V216H252ZM2 218H3V219H2ZM198 218H199V217H198ZM223 218H222V220H223ZM248 218H249V217H247V220H248ZM204 219H202V221H204ZM226 219H227V218H226ZM228 219H227V220H228ZM252 219H253V218H250L249 220H252ZM0 220H2V222L0 221V234L5 233V232H9L10 229H11V231L13 230V227L10 228L11 226H13L12 224L9 225V224H10V221L5 220L4 217H1V216H0ZM200 220H201V219H199V221H200ZM214 220H216V218H215ZM227 220H226V221H227ZM241 220H240V221H241ZM249 220H248V221H249ZM4 221H5V223L7 222V223H9V224H8V225H5ZM231 221H232V219H231ZM254 221H256V220H254ZM177 222H178V223L180 222V224H178ZM182 222H184V221H183V220H181V221H176V223H177L178 225H181V224H182L181 226H183L186 222H184V224H183ZM217 222L219 223V221H217ZM217 222H216V223H217ZM227 222H228V221H227ZM227 222H226V223H227ZM249 222H250V221H249ZM252 222H253V220H252ZM7 223H6V224H7ZM171 223H172V222H171ZM174 223H175V219H174ZM174 223H172V224H174ZM176 223H175V224H176ZM229 223H230V220H229ZM247 223H248V222H247ZM247 223H246V221H245V224H247ZM253 223H255V222H253ZM214 224H215V223H214ZM214 224H213V225H214ZM220 224H221V225L217 224V225H216V228H215V226H213V227L215 228L216 232H217V229H218V233H219L218 235H219V237H218L217 235H216V236L214 235V236H211V237H213V238L216 237V238H218V239L222 238L223 240H224V239L226 240V238L229 237V236H227L226 238H225L224 236H223L224 238H223V237H220V235H222V234L224 235V233H225V232H223V231H225V230L223 229V227L226 226V225H224L225 222L223 223V221H220ZM242 224H243V225H242ZM260 224H261V225H260ZM4 225H5V226H4ZM202 225H203V224H202ZM227 225H228V224H227ZM229 225H230V224H229ZM239 225H240V224H238V225L235 224V226L231 228V231L229 230L230 228L228 229V228H226L227 226L225 227L226 229H228V231H230V232H228V234L233 232V233H232V234H233V237L231 238V240L227 239L228 241H230V245H231V247H234L235 245H238L237 243H239V244L241 243V244H242V242H243V243L245 242V241L241 238V237H243V236H241V235H240L241 237L238 236L239 234H241V232H240L239 234H237V233H238V230H237L236 226L240 229L241 226H239ZM247 225H248V224H247ZM247 225H246L245 227H242V228L245 229V228L247 227ZM250 225L252 226L253 224H251V222H250V223H249V226H248L247 228H249V227L251 228ZM259 225H260V226H259ZM7 226H8V227H7ZM205 226H206V225H205ZM208 226H209V225H208ZM230 226H233V225H230ZM3 227H5L6 229L8 228V231H7L5 228H4L5 230H3ZM210 227H211V225H210ZM210 227H209V228H210ZM217 227H219V228H217ZM220 227H221L222 230L220 229ZM228 227H229V226H228ZM254 227L257 228V225L254 224ZM235 228H236V229H235ZM242 228H241V229H242ZM256 228H255V229H256ZM251 229H254V228H251ZM251 229H249V231L252 232L253 230H251ZM1 230H3V231H1ZM210 230H212V228H210ZM213 230H214V229H213ZM213 230H212V232L214 233L215 230H214V231H213ZM219 230L222 231V232H219ZM171 231H172V230H171ZM174 231H175V230H174ZM174 231H172V232L174 233ZM236 231H237V232H236ZM239 231H240V230H239ZM243 231H244V230H243ZM246 231H247V230H246ZM255 231H256V230H255ZM175 232H177V231H175ZM212 232H211V233H212ZM234 232H235V233H234ZM244 232H245V231H244ZM263 232H264V231H263ZM213 233H212V234H213ZM254 233H255V232L253 231V235H254ZM72 234H73V230H71L70 232H68L67 234H65V235L62 236V237L66 238L67 236H69V237H67V238L70 239V236H71ZM215 234H217V233H215ZM226 234H227V230H226ZM244 234L247 235L246 232H245ZM244 234L242 233V235H244ZM250 235H251V233H250ZM225 236H226V235H225ZM235 236H237V238H235ZM259 236H258V238L256 237L257 239H253V240H257V242L255 243L256 246H257L258 242L261 243V241H262L261 239H259ZM211 237H210V238H211ZM252 237H253V236H252ZM252 237L250 236V238H252ZM263 237H264V236H263ZM240 238H241L242 240H239ZM243 238H244V237H243ZM245 238H246V237H245ZM248 238H249V237H248ZM69 239H68V240H69ZM218 239H217V241H218ZM235 239H236V240H235ZM258 239H259V240H258ZM262 239H263V238H262ZM213 240H214V239H212L211 241H213ZM223 240H222V241H223ZM225 240H224V242H225ZM245 240H246V239H245ZM228 241H226V243H227ZM239 241H241V242H239ZM207 242H210V241H207ZM213 242H214V241H213ZM215 242H216V240H215ZM215 242H214V243H215ZM224 242H223V243H224ZM247 242H248V240H247ZM249 242H250V241H249ZM262 242H263V244H264V239H263ZM219 243H220V241H219ZM223 243H222V244H223ZM226 243H225V245H226ZM251 243L253 244L254 242L252 241ZM251 243H250V245H251ZM211 244H213V243L211 242ZM211 244H210V245H211ZM216 244H217V242H216ZM244 244H245V243H244ZM244 244H243V245H244ZM246 244H247V243H246ZM255 244H254V245H255ZM219 245H220V244H219ZM219 245L216 246V247L219 248V247H220ZM225 245H224L223 247H225ZM232 245H233V246H232ZM259 245H261V244H259ZM259 245H258V249L260 248ZM211 246H212V245H211ZM240 246H241V245H240ZM213 247H215V245H213ZM249 247H250V246H249V244H248V248H249ZM261 247H263V246L261 245ZM67 248H68V247H67ZM67 248H66V250H67ZM220 248H222V247H220ZM242 248H243V247H242ZM246 248H247V245L245 246V249H246ZM59 249H60V248H59ZM243 249H244V248H243ZM249 249H250V248H249ZM251 249L254 250V248H251ZM255 249H256V248H255ZM258 249H256V250H258ZM60 250H61V249H60ZM263 250H264V249H263ZM254 251H255V250H254ZM258 252H259V251H258ZM172 253H173V256H172V257H174V256L177 254V253H176V254L174 255V253H175L174 251H173ZM190 253H191V251H190ZM198 253H199V252H198ZM200 253H202V252H200ZM261 253H262V250H261L260 254H261ZM187 254H189V252H187ZM262 255H264V253H263ZM172 257H171V258H172ZM66 258H67L66 255H65V257L63 256V258H62V260H64V262H63L64 264H67V263L69 262V261H68V258H67V259H66ZM176 258H177V257H176ZM196 258H197V257H196ZM174 260H175V259L172 258L170 264H173ZM177 260H178V259H177ZM172 261H173V262H172ZM175 261H176V260H175ZM189 261H190V260H189ZM199 262H200V261H199ZM199 262H198V264H201V263H199ZM177 263L180 264L181 262L179 263V260H178ZM191 263L197 264L196 262H191ZM181 264H182V263H181ZM202 264H203V263H202Z\"/></svg>",
  "mask_w": 264,
  "mask_h": 264
},
{
  "label": "snow or ice",
  "instance_id": "6c2138e0",
  "mask_svg": "<svg viewBox=\"0 0 264 264\" xmlns=\"http://www.w3.org/2000/svg\"><path fill=\"white\" fill-rule=\"evenodd\" d=\"M36 252H39L40 251V247H39V245L37 244L36 245V247H35V249H34Z\"/></svg>",
  "mask_w": 264,
  "mask_h": 264
}]
</instances>
